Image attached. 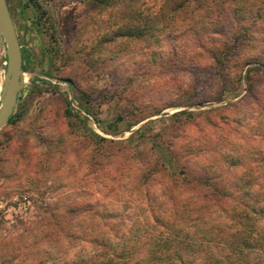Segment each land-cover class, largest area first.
<instances>
[{
    "label": "rangeland",
    "instance_id": "rangeland-1",
    "mask_svg": "<svg viewBox=\"0 0 264 264\" xmlns=\"http://www.w3.org/2000/svg\"><path fill=\"white\" fill-rule=\"evenodd\" d=\"M6 1L29 61L14 117L0 130V264H99L127 246L130 264H142L151 210L164 202L157 173L163 149L175 158L168 169L178 170L191 156L195 166L214 135L225 136L218 128L201 131L197 115L182 112L238 102L230 123L240 139L228 151L264 167V72H254L252 95L243 79L230 80L223 100L171 107L211 98L222 86L192 60L176 61L161 41L120 58L95 53L103 11L90 0ZM245 22L255 53L264 50V14L255 25L250 16ZM226 24L232 33L235 21ZM6 62L0 44V92ZM190 141L198 151L179 149ZM258 225L264 230V216ZM220 247L200 256L237 260ZM238 255L242 264H264L263 250Z\"/></svg>",
    "mask_w": 264,
    "mask_h": 264
},
{
    "label": "trees",
    "instance_id": "trees-1",
    "mask_svg": "<svg viewBox=\"0 0 264 264\" xmlns=\"http://www.w3.org/2000/svg\"><path fill=\"white\" fill-rule=\"evenodd\" d=\"M90 1L103 11V30L93 47L95 53H109V58L135 55L139 45L150 48L161 41L170 45L176 61L192 60L195 68L207 69L222 86L211 98L176 102L169 104L171 107L223 100L230 80L243 79L252 95L254 72H264V50L255 53L252 27L245 22L250 16L255 25L263 17L264 0H159L156 6L147 7L143 6L144 0ZM234 21L229 34L226 23ZM178 38L182 42L179 45ZM248 49L253 50L251 56L246 54ZM21 51L22 68L26 71L29 57L22 45ZM237 105L238 102H231L217 110L182 112L185 119L197 115L201 131L206 126L209 130L218 128L225 136L214 135L215 143H209V150L195 166L191 163L195 157L191 156L178 170L168 169L175 158L163 149L157 173L164 175L160 183L164 202L159 212L151 210L154 228L146 230L142 264H216L217 260L207 257L213 256L212 249L220 246H228L237 253V260L231 264H242L238 254L251 249L264 251V230L258 225L264 216V167L252 166L239 153L228 151L229 145L240 139L239 131L230 123L234 122L230 109ZM13 117L14 113L9 121ZM195 144L190 141L179 149L193 150ZM148 173L146 170L138 175L139 184L144 185ZM109 190L105 187L101 193ZM93 204L87 203V209ZM222 216L230 219V225L222 221ZM127 247L120 248L117 258L111 254L99 264H130L131 252ZM201 252L207 257H201Z\"/></svg>",
    "mask_w": 264,
    "mask_h": 264
},
{
    "label": "water",
    "instance_id": "water-1",
    "mask_svg": "<svg viewBox=\"0 0 264 264\" xmlns=\"http://www.w3.org/2000/svg\"><path fill=\"white\" fill-rule=\"evenodd\" d=\"M0 44L7 61L0 92L1 130L16 109L24 74L21 45L6 0H0Z\"/></svg>",
    "mask_w": 264,
    "mask_h": 264
}]
</instances>
